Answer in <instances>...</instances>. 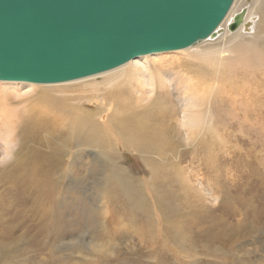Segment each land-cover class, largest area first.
<instances>
[{"label": "rangeland", "instance_id": "rangeland-1", "mask_svg": "<svg viewBox=\"0 0 264 264\" xmlns=\"http://www.w3.org/2000/svg\"><path fill=\"white\" fill-rule=\"evenodd\" d=\"M260 1L238 0L237 14L244 17L249 6L255 8ZM239 26L240 23L234 31H228L236 32ZM253 36L252 42L261 44L264 40V19L258 22ZM202 42L196 46L205 47ZM159 55L165 70L193 76L206 66L178 51ZM237 55L249 56L252 65L264 64L251 47ZM149 62L154 63L152 58ZM262 70L240 68L243 79L248 75L246 80L227 81L228 92L212 103L217 125L214 138L207 134L205 126L210 121V117L206 118L209 95L206 89L200 90L205 92L200 123L184 134L174 117L171 134L177 146L165 161H144L142 155L129 156L127 160L125 157L120 162L106 161L98 151L77 149L72 142L63 143L55 137H45L40 143L23 142L15 125L13 156L0 161V208L7 209L3 210L5 216L0 212V264H264ZM241 85L251 93L250 102L241 97L244 91H237ZM36 88L50 92L37 96L38 92L27 96L0 93V110L15 118L29 109L33 99L48 100L52 96L62 100L80 94L77 85L71 86L72 96L55 93V87ZM27 90L24 87L23 91ZM171 100L174 106L176 101ZM45 109L46 106L41 110ZM34 154H44L55 161H23ZM147 162L164 166L160 173L166 176L164 182L154 186L137 182L141 177L158 175V168L147 166ZM112 163L128 171L134 191L152 201L160 196L161 209L152 205L139 218L123 209L120 199L117 211L106 204L100 212V199L103 202L109 195L114 200L117 194ZM35 166H41V171Z\"/></svg>", "mask_w": 264, "mask_h": 264}, {"label": "bare ground", "instance_id": "bare-ground-1", "mask_svg": "<svg viewBox=\"0 0 264 264\" xmlns=\"http://www.w3.org/2000/svg\"><path fill=\"white\" fill-rule=\"evenodd\" d=\"M237 2L238 0L233 1L229 12L213 35L203 42L201 41L206 43L205 47L199 48L196 43L189 49L178 51L185 53L186 57L206 65L205 69H198L193 76L189 73L174 72L172 69H163L161 67L163 61L159 55L161 53H155L137 57V61L131 60L132 62L129 61L107 72L59 85L0 81V93L3 96L13 94L27 96L38 92L35 94L37 96L50 92L36 90L39 89L36 88L39 86L55 87L53 90L55 93H71L72 96L74 90H71V86L77 85L80 88L78 91L80 94L75 97H66L62 100L54 99L52 96H49L48 100H42L40 97L33 99L28 104L31 105L29 109H26L27 111L24 109L15 118L8 115L6 110H0V130L3 128L2 132L0 131L2 143L0 161H6L13 156L14 141L11 139L15 132V125L19 128L17 135L22 137L23 142L32 140L40 143L45 137H55L57 140L61 139L63 143L72 142L77 149L89 148L98 151L106 161L120 162L119 159L123 160L126 157L127 160L130 158L129 156L137 158V155H142L144 161H165L168 159V153L175 149L174 145L177 146L172 140L174 135L171 134L173 127L171 121L177 117V127L182 129L184 134H189L198 126L203 116L202 102L205 92L209 95L206 118L210 117V121L206 122L205 126L207 134L214 138L217 125L213 121L216 111L212 103L222 97L223 93L228 92L225 88L228 86L227 81L246 80L248 75L243 79L240 68L244 70L264 68V64L252 65L249 56L237 55L251 47L255 50L257 57L264 59V40L261 41V44L252 42L255 39L253 34L257 31L258 22L264 19V0H261L255 8L249 6V11L244 17L237 14L240 11L237 8ZM239 23L240 26L236 32H229L234 31ZM241 28L243 33L239 30ZM151 58L154 63L149 62ZM179 66L182 67L181 64ZM204 79L208 80L203 81ZM24 87L28 90L23 91ZM204 89H206L205 92L200 91ZM237 91H244L241 97L250 102L252 95L246 89V85L237 86ZM3 96L2 98H4ZM171 99L176 101L174 106H172ZM73 101L76 103H71ZM44 106L46 109L41 110ZM23 142L20 144L22 147ZM29 158L23 161H55L52 157H47L44 154H34L33 158ZM96 159L98 158L96 157ZM112 165L113 182L117 194L114 200L109 195H106L104 199L102 197L103 202L100 199V212L105 210L106 204L116 210L120 199L123 201L124 207L122 208L131 211L139 218H142L141 215L146 214L152 205L161 209L163 203L160 196H155L153 201V198L143 197L142 193L131 188L129 179L132 178L128 175V171L119 167L120 165L113 163ZM148 165L157 167L158 175H150L149 178L141 177L137 179V182L143 183L145 186L149 184L154 186L156 183L166 180V176L164 178L160 174L164 170L163 165L147 162ZM35 170L41 171V166L36 167ZM148 196L153 197L154 194ZM3 210L7 211V209L0 208V212L5 216ZM161 212L160 215L165 217L166 215L163 216L164 213ZM164 221H167V224L170 222L166 219ZM147 230L150 232V226ZM186 253L189 251L187 250ZM177 255L179 254L177 253Z\"/></svg>", "mask_w": 264, "mask_h": 264}, {"label": "water", "instance_id": "water-1", "mask_svg": "<svg viewBox=\"0 0 264 264\" xmlns=\"http://www.w3.org/2000/svg\"><path fill=\"white\" fill-rule=\"evenodd\" d=\"M233 1L0 0V81L60 84L187 49Z\"/></svg>", "mask_w": 264, "mask_h": 264}]
</instances>
